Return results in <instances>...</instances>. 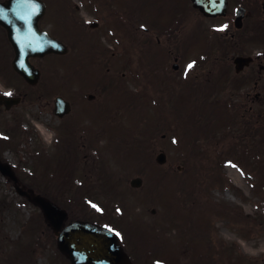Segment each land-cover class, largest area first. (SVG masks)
<instances>
[{"label":"rangeland","instance_id":"374dc122","mask_svg":"<svg viewBox=\"0 0 264 264\" xmlns=\"http://www.w3.org/2000/svg\"><path fill=\"white\" fill-rule=\"evenodd\" d=\"M63 1L66 4L63 5ZM140 1L61 0V5L74 14L75 22H80L82 28L75 25L66 27L64 23L70 22L68 19L52 21V30L59 31L57 25L60 23L67 32L64 37L69 52L59 59L50 57L44 60L43 87L40 90H27L20 77L15 79L0 71L4 78L0 79V91L12 86L16 87L17 92L27 93L20 105L8 111L0 107V130L11 131L14 122L19 125L18 134L8 141L4 154L18 169L23 185L40 187L43 176L51 170L49 166L56 157L40 151L38 155H44V165L36 159L34 165L30 161L25 168V160L30 157L28 151L40 150L44 146L52 154L55 152V148L51 147L52 142L59 137L58 119L52 115V109L43 104L52 105L54 97L58 95L78 102V96L95 94L100 99L94 103L95 110L113 109L116 117L112 129L123 128L121 131H126L120 135V140L128 145L132 141H139L140 137L141 145L117 155L116 134L113 139L109 132L103 137L101 130L90 127L92 121L87 117L81 120L80 125L83 135L88 131L91 133V130L95 132L97 151L93 164L80 165L79 175L87 173L90 179H97L98 182L105 168L112 173L113 181L118 184L122 182L121 189L114 191L112 196L108 184L97 185L93 190L100 198L94 196L89 204L93 209H99V202L110 212L113 207L116 208L120 216H124V221L118 219L119 223L123 221L131 229L138 230V234L135 233L138 237L132 242H136L137 248L139 238L137 254L140 261L144 264H157L154 261L159 264H264V140L258 132L256 142L249 147L251 152L239 154L238 147L228 152L236 142L223 134L233 135L234 129L217 130L220 135H205L207 128L197 129L193 126L192 121L189 122L188 112L178 113L173 109L172 99L168 95L169 82L160 72L153 73V67H157L155 62L159 63L157 68L162 63H172L168 57L169 40L160 35V30L172 25L173 15L168 8H161L157 20L158 9L152 8H158L162 0H147L150 3ZM162 6L166 7V3ZM50 19L52 17L47 13L43 20L44 27H49L46 22ZM85 22H97L98 26L91 28ZM141 26L150 27L151 34L144 35ZM124 29L130 30L133 35L123 38ZM110 30L114 31L113 35L107 36ZM0 33L2 57L9 55L12 60L6 34L1 29ZM156 36H159L160 43H157ZM143 53H146L145 57ZM73 68L79 71L75 72ZM138 72L141 77L137 80ZM109 77H117L113 83L118 82L116 87L120 84L125 94L135 90L138 92L124 97L107 91L106 87L103 88L104 93L97 91L96 88ZM43 93L45 100H42ZM42 123L47 127L39 132L37 130L35 134L30 133L32 136L28 135L27 126ZM217 139L223 148L219 143H214ZM225 139L229 143H224ZM107 144L109 147L104 149L102 146ZM160 152L165 153L166 163L157 166L155 156ZM133 156L137 160L131 159ZM226 157L235 161L234 164L224 163ZM193 162L196 163L191 165ZM230 166L241 172L239 182L234 179L237 175L230 174ZM59 168L58 164L57 175ZM27 170L32 175L28 176ZM33 175L37 180L32 179ZM133 177L142 178V188L132 190L129 187V180ZM71 198L57 197V200L63 199V203L69 205ZM0 205V264H12L4 249L22 237L19 230L27 226L25 223L31 218L37 220L42 233L38 235L40 239L36 242L39 246L35 248L39 250L42 247L45 251H39L28 263H69L57 250L55 237L47 225L41 224L39 210L19 197L12 183L1 175ZM86 208L84 205L75 208L73 216H82ZM108 210L105 209L103 216L109 220ZM28 228L33 231V226ZM21 242L27 243L29 240ZM201 252L203 256L200 257ZM17 255V252L12 253L13 257ZM134 255L137 256L135 252Z\"/></svg>","mask_w":264,"mask_h":264},{"label":"flooded vegetation","instance_id":"af4514ba","mask_svg":"<svg viewBox=\"0 0 264 264\" xmlns=\"http://www.w3.org/2000/svg\"><path fill=\"white\" fill-rule=\"evenodd\" d=\"M42 1L46 7L44 16L48 13L52 19L46 22L49 27H44L43 17L39 26L53 37L55 36L52 33L59 36L62 34V26L59 23L57 25L59 31L52 30L54 26L52 21L65 19L63 5L66 3L63 1L61 5V0ZM263 4L264 0H175L172 25L170 29L160 30V35L166 36L169 40L168 57L172 63L168 62L166 65L162 63L161 67L157 68L159 63L155 62L157 67H153V73L160 72L166 82H169L170 97L176 112H188L193 126L197 129L211 128L214 130L211 135H220L217 130L234 129V134L229 135V138L242 149L254 144L259 135L264 140ZM142 32L149 35L152 30L142 27ZM158 37L156 36V41L160 43ZM10 62L11 56L7 55L6 64L9 65ZM33 62L37 63L36 60ZM34 65L39 69L40 78L33 86L26 85L27 90H40L43 87V61L38 60L37 65ZM121 75L124 79L125 75L123 73ZM116 78H106V85L98 86L96 90L102 93L105 92L104 87L107 91L113 90ZM162 90L167 92L168 89ZM17 93L22 100L26 99V92ZM5 95L16 97V93ZM40 96L41 94L38 95ZM83 97L84 99L78 102L68 100L70 112L58 118L60 142L57 152L59 161L63 163L64 186L74 179L75 168L73 169L70 164L95 162L97 136L93 130L83 135L80 122L83 117L89 116L88 110L100 99L91 93ZM45 99L43 93L42 100ZM65 100L67 101L66 98ZM43 105L49 106L54 112V100L52 105L50 103ZM95 111L91 128L101 130L103 137L109 132L111 139L116 134L115 141L118 147H127L129 144L125 145L126 142L120 140V135L126 131H110L114 126L115 111L110 108ZM0 131L7 136L11 134L6 130ZM30 133L34 134V131L28 127V135L32 136ZM223 136L227 138L226 134ZM214 143L221 142L217 139ZM0 144L2 146V142ZM102 147L107 149L109 144ZM27 149L28 147L26 151ZM33 151H28V154L32 155Z\"/></svg>","mask_w":264,"mask_h":264},{"label":"water","instance_id":"95a60500","mask_svg":"<svg viewBox=\"0 0 264 264\" xmlns=\"http://www.w3.org/2000/svg\"><path fill=\"white\" fill-rule=\"evenodd\" d=\"M34 2L35 0H8L0 4V25L7 30L8 38L16 53L13 68L29 82L38 77V72L28 63L29 58L40 57L47 53L62 55L67 50L64 46L54 47L55 43L52 39L44 33H39L35 26L36 19L32 22L30 18ZM17 7H21L17 11L18 16L11 18L10 14L15 13ZM31 23L33 29L29 27ZM29 29V35L34 37L31 40H27L29 35L25 34ZM157 162L163 163L164 155L158 156ZM0 172L16 181L7 164L0 162ZM141 183L140 179L130 182L133 187H140ZM19 193L41 209L46 221L57 234L58 249L73 264H131L119 244L117 235L111 230L91 223L74 222L59 232L67 217L65 211L39 195L27 194L20 190Z\"/></svg>","mask_w":264,"mask_h":264},{"label":"bare ground","instance_id":"6f19581e","mask_svg":"<svg viewBox=\"0 0 264 264\" xmlns=\"http://www.w3.org/2000/svg\"><path fill=\"white\" fill-rule=\"evenodd\" d=\"M229 170H230V174H232V175H237V178H238V179H237L235 176H234V179H235L237 182H239V181H240L239 179H240V175H241V174H240L237 170H235V169H231V168H230Z\"/></svg>","mask_w":264,"mask_h":264},{"label":"trees","instance_id":"16d2710c","mask_svg":"<svg viewBox=\"0 0 264 264\" xmlns=\"http://www.w3.org/2000/svg\"><path fill=\"white\" fill-rule=\"evenodd\" d=\"M88 200L89 199H92L93 198V196L91 197V196H89V197H86ZM52 199H54V200H57V198L56 197H52ZM80 199H82V197H76L75 198V201H79Z\"/></svg>","mask_w":264,"mask_h":264},{"label":"snow or ice","instance_id":"6c2138e0","mask_svg":"<svg viewBox=\"0 0 264 264\" xmlns=\"http://www.w3.org/2000/svg\"><path fill=\"white\" fill-rule=\"evenodd\" d=\"M191 67V66H190Z\"/></svg>","mask_w":264,"mask_h":264}]
</instances>
